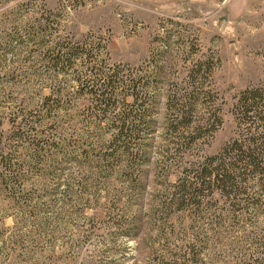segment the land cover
I'll use <instances>...</instances> for the list:
<instances>
[{
  "label": "rangeland",
  "instance_id": "obj_1",
  "mask_svg": "<svg viewBox=\"0 0 264 264\" xmlns=\"http://www.w3.org/2000/svg\"><path fill=\"white\" fill-rule=\"evenodd\" d=\"M58 38L91 42L104 68L118 64L122 73L139 78V96L154 109L158 128L146 137L148 159L141 168L136 156L126 167L121 162L130 157L108 162V169L101 165L99 146L103 144V150L109 139L107 126L113 113L137 108L141 101L132 105L129 90L119 89L117 110L92 120L100 134L86 140H94L97 154L93 150L85 158L84 173L64 164L52 177L32 144L18 140V150L11 152L19 185V189L14 186L18 190L14 196L4 190L0 179V264H163L182 243L204 245L202 236L192 241L195 231L182 216L171 217L164 225L150 219L157 183H163L154 168L163 144L162 127L170 117L168 95L196 60L211 61L209 80L218 94L217 100L211 99L221 108V124L199 152H218L235 135L232 109L237 93L264 82V0H0L4 137L13 129V121L23 120L25 114L38 116L36 128L48 133H54L57 117L70 115L80 130L87 129L89 118L84 115L89 101L83 92L89 83L84 81L82 94L71 102L56 92L73 85L50 61ZM47 101L51 115L42 110ZM40 109L46 117L40 116ZM0 141V150L6 153L9 141ZM138 167L145 171L144 187L131 190L130 205L118 195L124 194V178L136 174ZM81 174L85 184L78 183ZM55 177L59 180H50ZM115 213H122V224L115 222ZM226 243H218L214 250L217 264H233L235 253L227 254ZM208 248L202 249L207 256L201 254L200 264H210Z\"/></svg>",
  "mask_w": 264,
  "mask_h": 264
},
{
  "label": "trees",
  "instance_id": "obj_2",
  "mask_svg": "<svg viewBox=\"0 0 264 264\" xmlns=\"http://www.w3.org/2000/svg\"><path fill=\"white\" fill-rule=\"evenodd\" d=\"M59 39L54 43L56 51L50 61L62 74L69 76L73 85L64 92L60 89L56 92L66 102H71L82 94L84 81L89 83L83 92L89 101L84 115L85 119L89 118L84 124L87 129L80 130L70 115L65 119L57 117L54 133H48L36 128L38 116L26 114L23 120L13 121V129L7 136L4 137L0 129V139H7L10 146L5 149L6 153L0 150V179L4 182V190L13 196V192L18 191L14 186L19 189V185L18 172L15 173L17 163L11 152L18 150V140L32 144L37 158L43 157L42 162L51 169L48 174H55L53 172L59 170L57 166L64 164L73 165L84 173L85 158L96 151L94 140L86 138L100 134L95 129H99V125L92 120L118 108L116 92L119 89L129 90L134 98L132 105L140 98L136 84L139 78L122 73L118 64L114 67L104 65V68L97 59L93 43ZM210 64L209 59L196 60L168 95L170 117L162 127L163 144L158 149L160 159L154 168L155 177L163 178V183H157L159 188L152 198L150 219L164 225L169 218L182 216L191 221L195 231L192 241L203 237L204 245L199 248L193 242L178 245V252L170 251V259L163 264H200L203 256H207L202 252L207 247L212 254L210 264H217L219 260L214 250L218 243L226 241L227 254L235 253L233 264H264V82L237 93L232 109L236 120L235 135L218 152L203 154L199 152L201 145L208 143L221 124V108L211 99L215 96L217 100L218 94L209 80ZM50 104L51 101L44 103L42 110L46 115L53 113ZM198 108L202 110L200 114ZM42 110L40 116L46 117ZM153 110L141 100L137 108L132 106L113 113L114 119L107 126L111 130L109 139L103 150V144L99 146L101 165L108 169V162L118 161L121 156L127 160L130 157L128 162H121L126 167L136 156L134 159L141 168V163L148 159L144 147L146 137L158 128L152 117ZM71 140L75 144L69 145ZM144 175L145 171L138 167L136 174L124 178L125 191L118 199L124 197L126 203L133 205L130 192L142 191ZM170 175H174L171 180ZM86 182L81 174L78 183ZM59 184L58 181L56 186ZM115 214V222L121 223L122 213ZM165 234L169 231L165 230ZM197 240L199 242L200 237Z\"/></svg>",
  "mask_w": 264,
  "mask_h": 264
}]
</instances>
